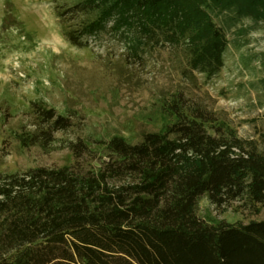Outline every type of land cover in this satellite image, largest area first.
Wrapping results in <instances>:
<instances>
[{
    "label": "trees",
    "instance_id": "trees-1",
    "mask_svg": "<svg viewBox=\"0 0 264 264\" xmlns=\"http://www.w3.org/2000/svg\"><path fill=\"white\" fill-rule=\"evenodd\" d=\"M211 4L264 19V0H82L57 13L76 46L109 25L135 29L140 44L159 34L184 43L191 83L223 65L227 38ZM157 99L152 113L171 121L165 131L135 143L114 135L104 156L75 134L71 114L31 101L17 141L69 149L74 162L0 171V264H264V219L214 224L199 214L205 196L216 209L263 207L264 153L186 88Z\"/></svg>",
    "mask_w": 264,
    "mask_h": 264
},
{
    "label": "rangeland",
    "instance_id": "rangeland-1",
    "mask_svg": "<svg viewBox=\"0 0 264 264\" xmlns=\"http://www.w3.org/2000/svg\"><path fill=\"white\" fill-rule=\"evenodd\" d=\"M78 1L0 0L1 172L74 162L69 149L46 152L17 141L15 131L30 123L31 101L71 114L75 134L91 140L92 149L104 156V142L114 135L135 143L143 133L165 131L171 121L154 115L152 105L160 92L183 87L264 153V19L211 4L208 12L227 38L223 65L212 76L196 71L189 83L183 73L189 66L184 43L171 44L163 34L145 35L140 44L135 29L116 32L109 25L85 38L87 45L72 44L62 32L57 8ZM199 214L214 224L247 223L264 219V206L257 210L235 202L216 209L205 196Z\"/></svg>",
    "mask_w": 264,
    "mask_h": 264
}]
</instances>
